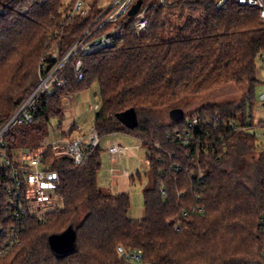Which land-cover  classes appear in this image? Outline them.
Here are the masks:
<instances>
[{
  "label": "trees",
  "instance_id": "trees-1",
  "mask_svg": "<svg viewBox=\"0 0 264 264\" xmlns=\"http://www.w3.org/2000/svg\"><path fill=\"white\" fill-rule=\"evenodd\" d=\"M75 1L0 0V126L37 86L51 47L70 48L112 0L91 1L85 16L70 14ZM217 1L143 0L147 30L138 34L129 14L108 25L123 29L116 45L81 56V80L70 64L66 86L42 95L35 119L6 137L9 150L47 141L67 97L97 82L100 135L126 133L149 148L145 216H130L128 192L101 190V145L81 164L50 147L44 161L59 172L56 207L18 223L11 242L0 235V264H264V144L254 131L264 121L253 115L264 19L255 7ZM229 83L247 86L239 103H210L189 113L180 106ZM175 107L185 110L180 121L158 115ZM129 108L139 118L133 129L117 117ZM247 156L248 167L241 168ZM5 200L0 184V218ZM72 223L75 249L58 257L49 237ZM119 246L141 252L142 260L127 259Z\"/></svg>",
  "mask_w": 264,
  "mask_h": 264
},
{
  "label": "built area",
  "instance_id": "built-area-1",
  "mask_svg": "<svg viewBox=\"0 0 264 264\" xmlns=\"http://www.w3.org/2000/svg\"><path fill=\"white\" fill-rule=\"evenodd\" d=\"M136 1L112 0L105 11H102L100 16L70 48L61 51L52 46L47 55L40 61L37 86L0 126V184L6 191V200L3 205L4 214L0 218V235H5L8 243L13 240L16 231L19 229L18 223L26 220L29 215H43V209L56 204L57 199L53 193L59 172L46 165L44 152L51 147L56 154L68 155L76 164H81L88 153L101 144L103 137L95 124L96 114L101 104L97 102L90 108L93 117L87 127L75 118L61 123L59 129L61 136L52 143L21 146L9 150L6 143L8 133L14 126L30 123L35 119V105L42 95H53L58 89L66 86L67 80L64 74L70 64H73L77 80L84 78L85 64L81 56L101 49L113 48L123 35V29L115 25L108 27V25L119 22L122 17L129 13ZM160 1L165 2V0ZM228 1L218 0L217 5L222 6ZM236 1L242 6L257 8L260 16L264 19V0ZM147 8L148 5L143 2L135 15V27L138 34L144 33L148 28ZM89 10V2L76 0L70 14L85 16L90 12ZM73 96L74 94H70L66 103ZM262 98L264 101V94ZM178 135L183 137L182 133H178ZM186 135L190 136L189 130ZM125 149L126 147L118 143L109 148L112 154H120ZM260 222L261 231L264 235V212ZM118 252L133 262L139 263L143 258L141 252L126 250L123 246L118 247Z\"/></svg>",
  "mask_w": 264,
  "mask_h": 264
},
{
  "label": "rangeland",
  "instance_id": "rangeland-1",
  "mask_svg": "<svg viewBox=\"0 0 264 264\" xmlns=\"http://www.w3.org/2000/svg\"><path fill=\"white\" fill-rule=\"evenodd\" d=\"M91 3L93 0H86ZM106 3V0H102L101 3ZM263 66L261 63H259ZM259 76L262 83L256 89L257 101L253 107L254 121L256 123L264 121V106H263V94H264V67L260 68ZM247 91V86L237 85L236 83H229L223 87L204 94L202 96L193 97L191 99L184 100L180 106H182L186 112H192L194 109L199 108L205 104H218L231 102L233 104L239 103ZM76 97L72 98L65 104L64 112L58 117L51 119L48 129V140L44 143L55 142L60 136L59 131L60 124L65 120L75 118L82 125L87 127L89 125L93 114L91 107L97 102H100V88L97 82H93L90 86L78 90L75 92ZM74 97V96H73ZM74 113H73V110ZM170 108H165L159 111V114L163 119L170 120L169 111ZM254 131L261 144H264V125H257ZM118 143L122 144L126 149L120 154H112L109 150L110 146ZM101 156H102V168L99 171L98 179L101 190L105 193L112 188L113 181V168L118 170H128L132 174V181L129 185V194L131 196V210L130 215L134 219L143 218L145 216L144 195L143 191L146 186L152 184V175L150 172L149 164L147 163V157L149 148L146 145L141 144L139 139L128 135L126 133H111L103 137L101 142ZM117 155V156H116ZM249 156L241 158V168H247L249 163ZM239 162V161H238ZM238 165V164H237ZM238 165V166H239ZM58 205L61 206L62 202L58 200ZM56 206H49L43 209V212L54 209Z\"/></svg>",
  "mask_w": 264,
  "mask_h": 264
},
{
  "label": "water",
  "instance_id": "water-1",
  "mask_svg": "<svg viewBox=\"0 0 264 264\" xmlns=\"http://www.w3.org/2000/svg\"><path fill=\"white\" fill-rule=\"evenodd\" d=\"M143 0H137L131 9L129 15L135 16L140 10ZM170 119L180 121L185 117V110L180 107L172 108L169 111ZM119 120L128 128H135L139 124L138 113L135 108H129L117 114ZM76 230L72 223L61 233L50 235L49 242L54 254L58 257L63 256L75 249Z\"/></svg>",
  "mask_w": 264,
  "mask_h": 264
},
{
  "label": "crops",
  "instance_id": "crops-1",
  "mask_svg": "<svg viewBox=\"0 0 264 264\" xmlns=\"http://www.w3.org/2000/svg\"><path fill=\"white\" fill-rule=\"evenodd\" d=\"M75 97H76V95H74L73 98H75ZM102 140H103V138H102ZM147 163H148V158H147ZM113 171L114 172H113L112 188H110L109 192H112V193L128 192L130 182L135 177L132 178V174H130V171H128V170H118V169H115V167H114Z\"/></svg>",
  "mask_w": 264,
  "mask_h": 264
}]
</instances>
